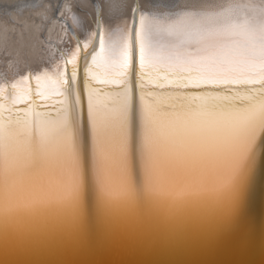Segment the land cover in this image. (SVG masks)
Listing matches in <instances>:
<instances>
[{"label":"snow or ice","instance_id":"obj_1","mask_svg":"<svg viewBox=\"0 0 264 264\" xmlns=\"http://www.w3.org/2000/svg\"><path fill=\"white\" fill-rule=\"evenodd\" d=\"M120 7L95 12L83 75L68 72L77 42L57 78L0 88V220L61 209L85 222L92 187L101 209L208 201L220 210L214 234L227 230L264 150V0L242 14L232 0H185L168 14ZM97 63L119 91L92 87ZM32 79L37 95L62 99L15 107Z\"/></svg>","mask_w":264,"mask_h":264},{"label":"water","instance_id":"obj_2","mask_svg":"<svg viewBox=\"0 0 264 264\" xmlns=\"http://www.w3.org/2000/svg\"><path fill=\"white\" fill-rule=\"evenodd\" d=\"M152 203L101 209L90 187L85 222L61 209L0 220V264H264V150L227 230L214 234L220 210L211 202Z\"/></svg>","mask_w":264,"mask_h":264},{"label":"bare ground","instance_id":"obj_3","mask_svg":"<svg viewBox=\"0 0 264 264\" xmlns=\"http://www.w3.org/2000/svg\"><path fill=\"white\" fill-rule=\"evenodd\" d=\"M184 2L185 0H0V88L7 85L8 91H12V83L25 74L32 77L41 75L43 78L46 73L48 77L57 78L64 71V62L72 58L71 52L75 51L77 42L82 53L87 52L85 33H90L97 10H101L106 19L126 11L120 6L134 4L139 5L142 12L168 14L179 11L176 5ZM259 2L260 0H232V3L240 6L238 12L241 14L245 12L246 5ZM115 27L114 24L113 28ZM88 40L90 41V36ZM78 52L73 63L68 65L69 73L76 68ZM88 60L91 62V57ZM83 66L82 61L81 75ZM93 71L96 78L92 81V87L101 89L104 93L119 91L118 86L103 83L107 73L102 64H94ZM21 87H30L32 92L30 99L17 104V108H27L29 104H33L34 110L46 111V108L36 106L52 104L55 100L62 99L58 95H37L38 82L35 79L30 83L25 82ZM149 90L156 89L150 87ZM183 91L198 92L201 89L188 88ZM179 216L180 214L176 215L174 220Z\"/></svg>","mask_w":264,"mask_h":264}]
</instances>
